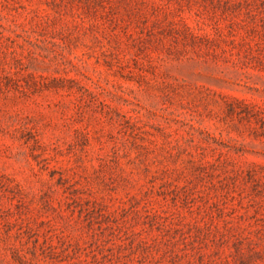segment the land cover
I'll return each mask as SVG.
<instances>
[{
  "label": "rangeland",
  "instance_id": "obj_1",
  "mask_svg": "<svg viewBox=\"0 0 264 264\" xmlns=\"http://www.w3.org/2000/svg\"><path fill=\"white\" fill-rule=\"evenodd\" d=\"M0 264H264V0H0Z\"/></svg>",
  "mask_w": 264,
  "mask_h": 264
}]
</instances>
